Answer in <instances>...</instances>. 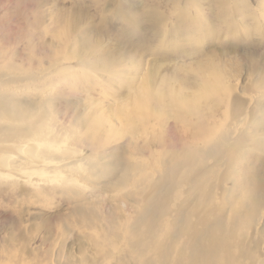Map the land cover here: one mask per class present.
I'll return each instance as SVG.
<instances>
[{"label": "rangeland", "instance_id": "1", "mask_svg": "<svg viewBox=\"0 0 264 264\" xmlns=\"http://www.w3.org/2000/svg\"><path fill=\"white\" fill-rule=\"evenodd\" d=\"M206 84L215 93L199 96ZM137 87L164 90L167 107L157 110ZM0 96L31 111L45 104L51 128L62 126L57 147L68 151L56 157L73 168L35 184L0 174V264H159L157 249L167 245L170 264H186L177 251L189 240L176 236L178 220L142 256L136 226L159 200L173 217L207 209L193 189L164 188L159 179L183 144H202L229 125L263 143L241 148L247 160L205 182L225 179L212 192L232 233L224 264H264V0H0ZM187 98L198 112L181 108ZM139 99L146 112L128 125L120 113ZM256 104L261 111L252 114ZM198 118L212 136L184 139Z\"/></svg>", "mask_w": 264, "mask_h": 264}, {"label": "bare ground", "instance_id": "2", "mask_svg": "<svg viewBox=\"0 0 264 264\" xmlns=\"http://www.w3.org/2000/svg\"><path fill=\"white\" fill-rule=\"evenodd\" d=\"M81 65H87L88 67L90 66V64L88 65L86 63L84 64L81 63ZM207 87L210 88L211 85L208 84L206 87H204L205 90L203 91L200 90L201 93L199 94V96L206 97L215 93L213 89H209ZM142 88H144V85ZM135 92H138L137 94L140 93L139 96H152L151 97L152 102L155 98V106L157 110L165 106V100H163L162 97V96H166L164 90L161 91L159 90L157 92L158 94H156V96L159 97H156L149 90H147V87H145V89L143 90L141 89V91L140 88H138V91ZM5 97L6 96H0V171H1L0 174H3L4 176L14 175L13 177H15L16 179H18L23 183L35 184V183H41L43 178H40V176L42 174L45 175L47 172L48 173L51 172L52 174H54L53 172L60 174L72 173L73 172L72 165L70 164L71 165L70 166L69 164L64 163V161L67 160L68 158L58 161L57 157H60L57 155L59 152L58 149L61 148L62 150V147L60 146V143H59L60 147H57L56 142L61 141L60 140L61 136L59 138V135L62 129L60 127L62 126L60 127L58 126V128L54 127L55 129H53L52 126L51 128L50 120L47 119L49 115L46 113L48 112L46 111L47 106L44 104L43 109H41L42 105L40 104L41 107L38 108L39 111H31L29 108L26 107V105L17 104L15 101L13 100L11 101L10 98L8 99ZM137 97L138 96H136V98ZM172 99L173 100L171 101V103L170 102L169 103L175 106H177L176 103H178L179 106L180 102L177 101L178 97L173 96ZM136 100H138V98ZM185 100H189V102L187 104L184 102L181 103L180 104L182 105L181 108L184 109L189 108L188 113L198 112L196 111L197 109L193 107L194 104H196L195 98L192 99L187 98ZM134 102L136 103L133 104L131 110L128 113L119 112L122 121L126 122V124L128 125L130 124L133 126L135 121L140 120L138 117L143 118V114L144 112H146L145 109H143L145 108L144 101H140L139 99V102L135 100ZM257 102H258V98H257ZM165 107H167V104ZM252 107L251 110H253ZM255 111L257 112L261 111V107H259L257 104L253 110L254 113L252 114H255ZM211 118L214 119V116L211 115ZM51 119L53 121L52 117ZM101 119L98 117L97 120L95 119L94 121H92L93 122L92 128L94 130H98L97 129L98 126H100L103 123ZM198 119H199L198 122L195 123V124H199L198 129L193 131L191 130L192 128L191 129L185 128V133L187 134H185L184 139L186 138L187 140L188 138L191 141H195L201 137H204L206 133H211L212 136V132H211L212 130L211 131L208 130L209 126L208 127L206 126L203 118H198ZM233 119H234L233 121L236 122L235 118ZM54 124L56 125V123ZM212 125L213 128L214 127L216 128L214 124ZM236 127L237 126L235 125L234 127L229 125L228 128L227 129L225 128L226 130L223 132L222 131L218 132L219 130H223V129H218V131H216L217 130L216 129L215 131L217 133H220L216 138H205L202 144H200L201 143L200 141L192 142L189 144H183L182 148L173 152L172 156L170 157L171 163L164 166L163 174L159 180L166 178L164 183V188L167 186L173 188H179L182 187L183 185H186L187 189L188 188L190 190L193 189L194 192H196L197 196H200L197 199V202H199L202 206H204V208L206 207L207 209H203V213L197 216L182 215V211L180 210L178 211V215L180 217L177 216L176 214L175 217H179L178 219H176L175 217L170 216L167 199H165L164 202L163 200L157 201L155 204V213L151 208L138 220L135 231L136 233L135 245L141 244V247H139L141 248V253L139 255L142 256L144 253V249H147L157 236H163L166 230L169 228V226L173 225V222L178 220L181 226L177 230L176 236L177 237L180 236L189 240L188 247L182 248L180 246L178 248L177 251L178 259H182L186 264H224L225 259L223 257V254L230 251L229 244H230V240L232 239V235H231L232 233L228 225L226 227L227 236L224 233L225 232L224 222L226 218L224 217L223 219L221 213H219L222 210H224V207L218 204L219 202L218 201L219 197L217 198L218 194L216 192L212 194V192H214V187L223 184L225 182V179H220L218 177L215 185L213 184L207 185L205 182L212 179L211 175H218L220 169H223L227 166L234 167L238 162V159L243 158L247 160L246 158L248 154L246 152L240 153L241 148H246L247 146L253 147L257 144L260 145L263 143V140H261L260 142L259 140H257L260 136H257L256 133H248L244 131L239 132V130L237 129L238 127L237 128ZM241 127L244 128L243 126ZM258 128H259V123H257L256 121V123L254 124V129L256 131H259L260 129ZM113 131L112 129L109 130L111 134ZM93 133H97V131ZM117 133H119V131ZM63 136L64 135H62V137ZM62 144L63 143L61 142V145ZM65 145L67 147V144ZM200 145H202L204 149H202ZM63 148L65 149V147ZM66 151L62 150L61 153L65 154L68 152ZM238 153L240 154L238 155ZM211 159H215L216 162H214L212 166H208L205 162ZM122 164H119V166H122ZM132 171L133 168L129 170L127 173H132ZM189 175H191V177L187 179V176ZM35 176H37V179L35 178ZM167 177H178L179 179L177 180V182H173ZM262 188L264 190V184ZM220 198L222 199L221 196ZM259 200L261 203H263V199H259ZM256 207H257V202L255 201L254 193H252L251 209L254 210ZM141 226L143 228L140 229ZM154 235L156 236L154 237ZM171 252L173 251L168 245L164 248L157 249L159 264H164V263L170 264V262L167 259L170 257Z\"/></svg>", "mask_w": 264, "mask_h": 264}]
</instances>
